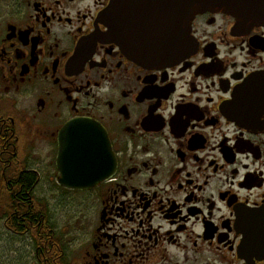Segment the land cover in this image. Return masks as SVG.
<instances>
[{
	"label": "flooded vegetation",
	"instance_id": "af4514ba",
	"mask_svg": "<svg viewBox=\"0 0 264 264\" xmlns=\"http://www.w3.org/2000/svg\"><path fill=\"white\" fill-rule=\"evenodd\" d=\"M110 1L0 0V264H264V21L198 15L195 50L151 66L104 37ZM137 1L119 21L160 17ZM76 121L116 164L86 190L58 164Z\"/></svg>",
	"mask_w": 264,
	"mask_h": 264
},
{
	"label": "water",
	"instance_id": "95a60500",
	"mask_svg": "<svg viewBox=\"0 0 264 264\" xmlns=\"http://www.w3.org/2000/svg\"><path fill=\"white\" fill-rule=\"evenodd\" d=\"M132 1H134L132 3ZM160 4V17L152 23H131L119 21V17L129 20L126 14L143 13L148 7L137 0H111L100 21L109 31L104 35L110 42L119 41L123 50L138 62L159 66L175 64L181 57L195 50L191 36L192 23L198 15L213 13L235 17L239 22L264 21V0H154ZM132 3V5H131ZM142 5V6H139ZM141 13V14H142ZM118 14L116 17L115 15ZM120 15V16H119ZM130 26L133 36L123 32ZM66 132L77 135H60L59 170L63 184L67 188L90 189L105 180L114 170L111 146L104 130L98 124L88 121L70 123ZM64 141V143H63ZM248 242L257 244L255 220L245 223Z\"/></svg>",
	"mask_w": 264,
	"mask_h": 264
}]
</instances>
